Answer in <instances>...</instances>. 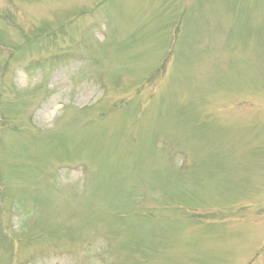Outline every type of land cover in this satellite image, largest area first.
<instances>
[{
    "label": "rangeland",
    "instance_id": "rangeland-1",
    "mask_svg": "<svg viewBox=\"0 0 264 264\" xmlns=\"http://www.w3.org/2000/svg\"><path fill=\"white\" fill-rule=\"evenodd\" d=\"M0 264H264V0H0Z\"/></svg>",
    "mask_w": 264,
    "mask_h": 264
}]
</instances>
